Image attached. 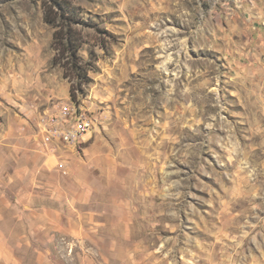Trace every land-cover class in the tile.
Segmentation results:
<instances>
[{
  "label": "rangeland",
  "instance_id": "obj_1",
  "mask_svg": "<svg viewBox=\"0 0 264 264\" xmlns=\"http://www.w3.org/2000/svg\"><path fill=\"white\" fill-rule=\"evenodd\" d=\"M61 1L75 99L53 0H0V264H264V0Z\"/></svg>",
  "mask_w": 264,
  "mask_h": 264
},
{
  "label": "trees",
  "instance_id": "obj_2",
  "mask_svg": "<svg viewBox=\"0 0 264 264\" xmlns=\"http://www.w3.org/2000/svg\"><path fill=\"white\" fill-rule=\"evenodd\" d=\"M53 3L56 6L54 17L47 19V16H45V18L49 23L57 26L54 32L56 42L54 60L57 61L58 59L65 74L73 78L70 92L72 98L75 99L73 90L75 88L82 90L81 85L87 80V68L81 65L78 56L81 40L73 28V24L78 20L73 15L77 12L74 9L72 10L68 5H65L61 0H53Z\"/></svg>",
  "mask_w": 264,
  "mask_h": 264
},
{
  "label": "built area",
  "instance_id": "obj_3",
  "mask_svg": "<svg viewBox=\"0 0 264 264\" xmlns=\"http://www.w3.org/2000/svg\"><path fill=\"white\" fill-rule=\"evenodd\" d=\"M90 127L89 120L78 114L74 107L61 108L49 115L42 127L44 143L56 140L66 144H76Z\"/></svg>",
  "mask_w": 264,
  "mask_h": 264
}]
</instances>
